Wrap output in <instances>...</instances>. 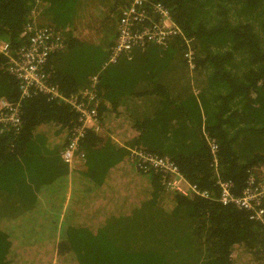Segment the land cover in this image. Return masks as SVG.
I'll return each instance as SVG.
<instances>
[{"label": "trees", "instance_id": "1", "mask_svg": "<svg viewBox=\"0 0 264 264\" xmlns=\"http://www.w3.org/2000/svg\"><path fill=\"white\" fill-rule=\"evenodd\" d=\"M106 1L88 24L99 32L92 41L78 35L82 0H0V41L12 50L34 21L65 44L45 66L59 94L52 98L21 97L0 52V98L18 101L22 119L0 134V264H264V224L214 199L203 135L217 143L219 175L240 193L248 169L264 164V0H146V14L159 3L178 33L110 64L115 23L132 0ZM185 67L203 74L195 89ZM91 76L114 138L99 143L87 129L70 170L60 155L77 119L68 98ZM123 145L167 156L211 198L163 195V174L136 170Z\"/></svg>", "mask_w": 264, "mask_h": 264}, {"label": "built area", "instance_id": "2", "mask_svg": "<svg viewBox=\"0 0 264 264\" xmlns=\"http://www.w3.org/2000/svg\"><path fill=\"white\" fill-rule=\"evenodd\" d=\"M145 1L132 0L120 12L116 21L114 44L108 61L114 62L120 54L128 52L132 48H141L145 43L164 44L168 37L178 33L164 6L154 3L153 9H150L151 14L148 15L143 7ZM34 22H28L25 25L23 29L25 40L16 50L11 49L9 42L0 41V52L7 57L6 70L18 80L21 97L44 93L52 98L59 94L57 86L48 80L49 74L45 66L52 54L64 48V38L54 28L40 26ZM186 42L188 43V40ZM190 54V52L185 53L189 59H191ZM187 63L193 67V62ZM68 99V103L77 113V119L60 155L62 161L72 170L71 168L84 155L80 148V142L86 129L98 132L101 127L96 107L98 103L96 78L92 77L88 85L72 93ZM21 124L20 103L0 98V134L9 130H18ZM203 135L209 144L212 153V166L217 177L215 184L218 186V192L214 199L221 205H233L243 209L249 213L251 219L264 224V208L262 207L264 164L248 169L245 184L240 193L236 194L232 191V183L229 180H223L218 173L217 143L207 132L203 131ZM131 151L140 157L138 159L140 170L146 172L152 169L163 174L162 184L167 192L178 191L184 195L196 194L204 198H211L208 191L201 190L189 182L169 158L142 152L137 148H133ZM167 173L172 176L166 178L165 174Z\"/></svg>", "mask_w": 264, "mask_h": 264}, {"label": "rangeland", "instance_id": "3", "mask_svg": "<svg viewBox=\"0 0 264 264\" xmlns=\"http://www.w3.org/2000/svg\"><path fill=\"white\" fill-rule=\"evenodd\" d=\"M104 1L106 0H82V5H81V9H83V12H79L77 18H78V23H79V26L81 27V30L80 32L78 33V35L81 37V38H84V39H91L92 41H95L96 38L99 37V32H97L96 30L94 29H91V28H88V24L92 21V19L96 18L97 16H100L102 13L106 12L107 9H108V5H104ZM111 1V0H110ZM107 2V1H106ZM109 2V0H108ZM107 2V3H108ZM87 4V5H86ZM93 17V18H92ZM112 20L115 18V17H111ZM115 26H116V23H115ZM100 42L102 43H105L106 40H101ZM140 48V47H139ZM135 48H132L131 50H129L128 52H124L122 54H125L127 55V53H131ZM121 54V55H122ZM120 55V56H121ZM110 56V55H109ZM121 58V57H120ZM119 60V59H118ZM117 62V61H116ZM115 61L112 62V61H108V64L110 63H116ZM188 68L191 69V67L189 66ZM185 70H186V77H185V80H186V84L190 86L191 90L192 89H195V86L197 83V81L203 77V74L202 76H200L199 78H195L193 75V71L192 70H189L185 67ZM92 77L94 76H91L90 79H89V82L90 80L92 79ZM88 82V83H89ZM141 110H142V106H137L135 107V109L131 110L130 112L133 114V115H136L138 113H141ZM151 110V109H149ZM130 113V114H131ZM131 114V115H132ZM122 122H118L117 126H115L116 128L115 129H118L120 130V127L122 126ZM127 126V125H126ZM110 128V126H108ZM88 130L86 129L85 133L87 132ZM205 133L206 131L203 130ZM95 132V131H93ZM120 132V131H119ZM84 133V135H85ZM98 136V138H100V140L98 141L99 143H102V141L107 137V138H114V135L112 133H110L109 130H107V126H101L100 127V130L98 132H95ZM84 137V136H83ZM82 140V139H81ZM121 140V139H120ZM81 143V142H80ZM129 145V143H128ZM125 147H127V145H123ZM140 147L144 148L143 145H140ZM131 149L133 148H129L127 147V150H128V156L130 157V160L132 161V164L134 166V168L136 170L139 169L138 167V159L140 158L138 154L136 153H132ZM135 149V148H134ZM137 150H140L142 152H146L144 149H141V148H137ZM147 153H150V152H147ZM152 154V153H150ZM154 155V154H152ZM167 157V156H165ZM168 158V157H167ZM68 167V166H67ZM74 168V167H72ZM71 168V169H72ZM69 169V168H68ZM142 177V180L144 181L145 180V177L141 176ZM187 191V190H185ZM168 194V192L166 191L163 195H166ZM142 212H144L143 209H141Z\"/></svg>", "mask_w": 264, "mask_h": 264}, {"label": "crops", "instance_id": "4", "mask_svg": "<svg viewBox=\"0 0 264 264\" xmlns=\"http://www.w3.org/2000/svg\"><path fill=\"white\" fill-rule=\"evenodd\" d=\"M80 89H81V88H80ZM99 120H100V123H102L100 117H99ZM76 258H77V257H76ZM77 259H78V258H77ZM74 264H77V263L74 262Z\"/></svg>", "mask_w": 264, "mask_h": 264}, {"label": "clouds", "instance_id": "5", "mask_svg": "<svg viewBox=\"0 0 264 264\" xmlns=\"http://www.w3.org/2000/svg\"><path fill=\"white\" fill-rule=\"evenodd\" d=\"M97 108H98V106H97ZM97 111H98V110H97ZM101 126H103L102 123H101Z\"/></svg>", "mask_w": 264, "mask_h": 264}]
</instances>
